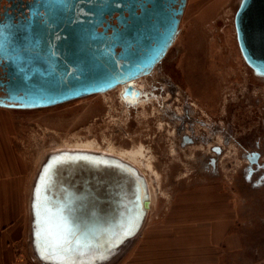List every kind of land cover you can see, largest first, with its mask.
I'll return each mask as SVG.
<instances>
[{
    "label": "rangeland",
    "instance_id": "rangeland-1",
    "mask_svg": "<svg viewBox=\"0 0 264 264\" xmlns=\"http://www.w3.org/2000/svg\"><path fill=\"white\" fill-rule=\"evenodd\" d=\"M240 2L187 0L173 48L162 64L142 77L145 96L134 104L121 97V85L52 107H11L6 112L14 149L25 167L26 195L21 198L32 221L20 254L44 264L33 250L31 209L44 161L76 141L89 140L99 151L113 147L116 156L142 145L140 169L130 165L146 180L149 192L139 230L101 264H122L139 239H204L208 225L216 223L215 211L209 215L210 207L204 205L217 203L223 204L224 217L228 209L230 239L245 241V264L262 260L264 78L247 65L238 45L234 16ZM210 91L216 94L211 101L212 138L207 144L183 145L182 136L190 128L174 113H183L185 100L199 103L202 96L195 93ZM161 92L169 109L161 104ZM254 153L261 155L257 163L248 157Z\"/></svg>",
    "mask_w": 264,
    "mask_h": 264
},
{
    "label": "water",
    "instance_id": "water-1",
    "mask_svg": "<svg viewBox=\"0 0 264 264\" xmlns=\"http://www.w3.org/2000/svg\"><path fill=\"white\" fill-rule=\"evenodd\" d=\"M187 0H63L0 23V88L6 107L39 109L105 93L148 74L178 33ZM128 12L129 17L124 13ZM119 14V26L109 18ZM242 56L264 78V0H241L234 16ZM149 208L146 180L130 164L95 152L52 153L33 190V250L52 264H101L132 238ZM111 249V251H109Z\"/></svg>",
    "mask_w": 264,
    "mask_h": 264
},
{
    "label": "crops",
    "instance_id": "crops-1",
    "mask_svg": "<svg viewBox=\"0 0 264 264\" xmlns=\"http://www.w3.org/2000/svg\"><path fill=\"white\" fill-rule=\"evenodd\" d=\"M7 111L11 107L0 105V264H16L32 221L21 198L26 195L25 167L11 140ZM4 197H10V203ZM217 205H204L210 207L209 215L216 213V223L208 225L204 239H139L122 264H245V241L230 239L228 209L224 217L223 204ZM256 264H264V257Z\"/></svg>",
    "mask_w": 264,
    "mask_h": 264
},
{
    "label": "flooded vegetation",
    "instance_id": "flooded-vegetation-1",
    "mask_svg": "<svg viewBox=\"0 0 264 264\" xmlns=\"http://www.w3.org/2000/svg\"><path fill=\"white\" fill-rule=\"evenodd\" d=\"M53 1H63V0H0V23H5L6 20L10 18H14V17L19 18V17H23L24 15H28L31 9L35 8L37 5L51 3ZM184 12H185V9H184ZM118 15L119 14H114L112 18L108 17L110 24L119 26V21L117 19ZM124 16L126 18L129 17V13L125 12ZM181 21H182V17H181L180 24L178 27V33L180 31ZM119 28L122 29L123 26H119ZM178 33L174 37L171 45L166 50L165 54L148 73L152 72L153 69H155L156 67H158L160 64L164 62V60L167 58L169 52L171 51V49L173 48L175 44V40L177 38ZM142 77H144V75L137 77L135 80H133L132 82L126 85H123L122 86L123 88L120 91L121 97L126 99L128 102L132 104L138 102L140 98L144 97L145 95L142 94L141 89H140V86H141L140 81ZM158 83H161V82H158ZM120 86L121 85L117 86L115 89H117ZM175 94L179 95V92H176ZM195 95L202 96L201 99H199V103H197L195 100L194 102L185 100L183 103V107H184L183 113L182 114L178 112L174 113L175 115L178 116L180 123H183L185 126H187L188 129L190 128L189 129L190 131L185 130L186 131L185 135L182 136L183 145L194 144L196 143V141H199L202 144H207L209 140L212 138V133L215 130L213 126V122H212V115H211L212 114L211 112L212 102L211 101H212V98H214L216 94L210 91V92H203L200 95L195 93ZM6 97L7 95L0 88V102L9 104L8 102L5 101ZM188 98L191 99V97H188ZM159 99L162 102L160 103L163 105V107H166L167 109H169V107L166 106L167 98L164 96V93L161 92L159 94ZM261 120L264 121V119H261ZM216 124L218 125V123L215 122L214 125ZM198 127H200L203 131H201L200 133L197 132ZM181 130L183 129H180V131ZM224 138H226V135H224ZM225 140H227V138ZM218 146L220 145H217V147ZM216 152L220 153L221 150L216 149ZM248 157L249 159L253 157L252 159L254 160V163H257V160L261 159V155L259 153H254V156H248Z\"/></svg>",
    "mask_w": 264,
    "mask_h": 264
},
{
    "label": "bare ground",
    "instance_id": "bare-ground-1",
    "mask_svg": "<svg viewBox=\"0 0 264 264\" xmlns=\"http://www.w3.org/2000/svg\"><path fill=\"white\" fill-rule=\"evenodd\" d=\"M142 82H144V78L141 79L140 83ZM88 141L87 142L80 141V143L76 141V143L74 142L75 144L73 143L72 145H68L67 148L55 151V153H60V152H65V151L103 153L105 155L115 156L126 163L132 164L133 166H135L136 169L137 168L140 169L139 166L141 164V158L144 156V150H143L142 145L139 146V148H136L134 150H121L120 153H117L118 156H116V155H113L115 153L114 152L115 149L113 147L111 148L108 147L109 149L107 151L105 150L99 151L100 148L94 142H90V141L88 142Z\"/></svg>",
    "mask_w": 264,
    "mask_h": 264
},
{
    "label": "snow or ice",
    "instance_id": "snow-or-ice-1",
    "mask_svg": "<svg viewBox=\"0 0 264 264\" xmlns=\"http://www.w3.org/2000/svg\"><path fill=\"white\" fill-rule=\"evenodd\" d=\"M67 241L65 243H50L47 245V250L49 254L53 257L52 264H68L67 261L61 259L63 254L69 250L66 247ZM111 251V249H109Z\"/></svg>",
    "mask_w": 264,
    "mask_h": 264
},
{
    "label": "built area",
    "instance_id": "built-area-1",
    "mask_svg": "<svg viewBox=\"0 0 264 264\" xmlns=\"http://www.w3.org/2000/svg\"><path fill=\"white\" fill-rule=\"evenodd\" d=\"M17 262H18L17 264H34L30 258H27L23 254L19 255V259Z\"/></svg>",
    "mask_w": 264,
    "mask_h": 264
}]
</instances>
